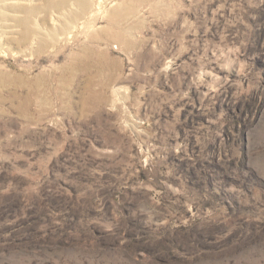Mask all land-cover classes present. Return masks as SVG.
<instances>
[{
	"label": "rangeland",
	"instance_id": "obj_1",
	"mask_svg": "<svg viewBox=\"0 0 264 264\" xmlns=\"http://www.w3.org/2000/svg\"><path fill=\"white\" fill-rule=\"evenodd\" d=\"M0 10V264H264V0Z\"/></svg>",
	"mask_w": 264,
	"mask_h": 264
},
{
	"label": "bare ground",
	"instance_id": "obj_2",
	"mask_svg": "<svg viewBox=\"0 0 264 264\" xmlns=\"http://www.w3.org/2000/svg\"><path fill=\"white\" fill-rule=\"evenodd\" d=\"M7 1H9V0H0V3H5ZM47 1H50V0H47ZM82 3L84 4V2H82ZM9 7L13 8L17 11L19 10L23 13H26V17L19 19L17 21L16 25L21 27L22 30L25 29L27 31L26 37L29 38L35 31L32 23L30 21V16L35 12V9L31 6H28V5H18V4L13 5V6H9ZM84 7H85V4H84ZM0 13L3 15L5 14L1 10H0ZM0 17H2V16L0 15Z\"/></svg>",
	"mask_w": 264,
	"mask_h": 264
}]
</instances>
